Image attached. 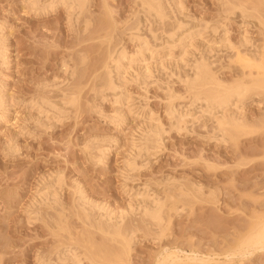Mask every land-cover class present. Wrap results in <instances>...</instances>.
Instances as JSON below:
<instances>
[{
    "label": "rangeland",
    "instance_id": "rangeland-1",
    "mask_svg": "<svg viewBox=\"0 0 264 264\" xmlns=\"http://www.w3.org/2000/svg\"><path fill=\"white\" fill-rule=\"evenodd\" d=\"M84 1L72 15L67 5L40 11L32 0H0L8 106L0 119V264H63L67 254L81 264H155L169 250L216 254V264H264V250L227 257L264 222V0H180L182 12L161 0L162 21L142 0ZM180 24L202 27L185 54L175 43L186 31ZM137 28L156 50L123 86L131 104L116 126L111 57L135 53ZM202 61L221 91L250 88L239 103L244 130L231 137H221L203 102L191 106L216 90L189 84ZM172 107L184 115L177 127ZM141 108L160 124V138L136 134L147 120L133 115ZM48 187L56 196L35 204ZM139 194L147 207L163 201L161 224L144 216ZM95 205L126 212L120 236Z\"/></svg>",
    "mask_w": 264,
    "mask_h": 264
},
{
    "label": "bare ground",
    "instance_id": "bare-ground-1",
    "mask_svg": "<svg viewBox=\"0 0 264 264\" xmlns=\"http://www.w3.org/2000/svg\"><path fill=\"white\" fill-rule=\"evenodd\" d=\"M171 1L170 2L173 3V5H171L172 8H173V6L176 7L178 10L176 8L175 9L178 12L183 10L180 6V4H181L180 0H171ZM39 3H40V0H32L31 4L36 9L39 10L41 8V7H39ZM142 4H143V7L145 6L146 10L151 15L153 13L161 21L165 19L166 14H164L161 0H142ZM58 5H67L68 9L71 11V14H72L77 10L78 11L82 10L83 7L85 6V1L84 0H50V2L47 3L46 5H44V8H42V9H43V11H46L48 9L52 10V9L57 8ZM42 9H40V11ZM175 9H174V11H175ZM36 12H38V11H36ZM154 15H153V17H154ZM137 27H138V25H137ZM138 28H137L136 35H134L133 39H132V41L134 40V42L136 43L135 53L133 52L134 54L130 55L127 53V51L125 49H122L119 52L117 51V53L111 57L112 68L109 70V73H108L109 74L108 90H109V92L111 91L113 93L114 105H115L116 109H115L114 117L112 119L111 118L110 119L112 120V123H114L116 126H122L124 124V122L126 121L124 110H123L124 106L129 107V105L131 104V100L128 98L126 93L123 91V86L130 81L131 75H133L135 72L138 71V75H140V72H142L144 70L143 69L142 71H140V68H139L145 62V61H143V59L145 57L153 58L152 52L154 51V49L156 50V48H154V47H153L154 49L152 48V46L150 45V43L148 41V38L140 35V32H142V31H140ZM201 28L202 27L199 25L196 27V30H193V29L188 30L187 29L188 32H186L187 31L186 27L182 24L179 25L178 29L180 31L186 30L181 34V36H179L180 38L178 37L179 40L177 42H175V43H178L179 47L182 49L181 52L183 51L184 54L186 52H188L185 50V48H187V47L189 48L190 46H192L195 38L198 35H200V33H201L200 29ZM176 33L177 32H175L173 34L169 33L170 34V35L168 34L169 38L174 40V37H176L175 36ZM153 38H154V41L158 40V39H156V37L154 35H153ZM175 39L177 40V38H175ZM5 40L6 39L4 38V36L0 33V59H2L3 62L7 58V51H6V47H5L6 41ZM174 41H173V43H174ZM244 41H243L244 45H247L246 38ZM134 42H132V43H134ZM195 42L197 44V40H195ZM176 45H175V47H176ZM162 47L163 46H161V48ZM165 47H166V44H165ZM164 50H166V49H164ZM240 53H242V52H240ZM240 53H238V55H239L238 57L240 59H242V61L247 66H251V62H253L252 59H250L246 56H242V55H240ZM165 55H167V54H165ZM168 55H169V51H168ZM149 60H151V59L149 58ZM152 61H153V59H152ZM202 62H204V61H202ZM150 63H151V61L149 62V64ZM145 65L147 66V64H145ZM141 69H142V67H141ZM148 69H146V70H148ZM145 71H144V73H146ZM113 74L116 76L115 78L117 79L118 83L115 82L116 80L115 81L113 80L114 79L112 76ZM134 75H133V77H134ZM138 75H137V77H138ZM213 75L214 74L211 73V70L209 68L208 63L207 64L205 62L204 63H198L195 66L193 78L190 80V83H189L190 86H197V85L200 86V85L212 84L216 87V90H215V93L213 92L211 94H207L204 96H199V95L196 96L195 97V104H193L194 103V101H193V103H192L193 105H191V106L197 105V102H199V104H200V102H203L206 105V107L208 108V110H207L208 114L205 115V117L211 121H214L215 122L214 124H217V128L220 132L219 134H221L222 135L221 137L224 139V137L230 136L233 132L239 133L240 131L244 130L243 121L240 120V116L242 115V110H241L239 103L241 102V99L249 92L250 88L246 87L245 85H240L238 87L231 88V89H225L224 88L221 91L220 89L223 88L222 83L220 81H218L215 78V76H213ZM186 82H187V80H186ZM262 88L264 89V87H262ZM42 103H44L45 106H47V105L49 106V104L46 102H42ZM49 108H52V107H49ZM133 111L134 110H132L131 112H133ZM170 111L171 112L169 113L168 117H171V119L176 120L175 126L177 127V126L181 125L183 123L182 122L183 121L182 116H184V115L178 116L176 114L177 112L173 109V107ZM219 111L221 112V114L220 113L218 114ZM7 112H8L7 101H6L5 96L2 94L1 89H0V119L4 118ZM204 114H206V113H204ZM133 115H137V117H141V118L145 117V119H147L145 121L143 120V122L141 121L142 124H139L140 127L138 126L139 129L136 132L137 135L143 134V135H145V138L147 136L149 137L151 134L153 136L159 137V138L162 136L163 131H162L161 127L159 126L160 124L157 123V124H159V125H157L155 121H154L155 122L154 123L152 120H149L150 117H152V116L147 109H145V108L138 109ZM137 128H136V130H137ZM141 137L144 138L143 136H141ZM147 141H149V140H147ZM147 141H145V142H147ZM136 143L137 142H133V144H132V147H131L132 152L137 147ZM145 147H146V145H145ZM99 152L102 154V157L104 158L105 154L107 153V150H105V149L100 150L99 149ZM129 167L131 168V166H129ZM130 168H129V170H130ZM125 169H126V167H125ZM132 169H133V167H132ZM125 171H127V170H125ZM127 172H126V174H127ZM51 179H53V178H51ZM51 179H50V181H51ZM43 190L44 191L42 194H39V195L37 194L34 197L35 199L33 202L35 204L40 203L42 201H45L46 199H48L49 196H52V197L56 196L55 192L50 193L51 192L50 187L43 189ZM137 197H138L137 201L139 202L138 205L140 204V206L142 207V209H143L142 211H143L144 216L148 217L149 219L156 222L157 224H161L163 222V216H162V212H163V208H164L163 201H157V202L150 201L149 202L150 206L147 207L146 203L148 201L147 200L148 198L143 196V195H140V194L137 195ZM80 198L83 201H87L86 197L83 194V191H81V190H80ZM98 206H96L95 208H97L99 211L104 212V215L102 214L103 218H105L108 222H110V221L112 222V220H115V222H116V224L114 223L116 225V228L114 227L115 233L118 236H120L121 233H120V230L118 229V225H120L121 223L119 222V220H121V222H122V220L124 219V217L126 215V212L124 213L121 211L120 212L109 211V209L100 208V206L99 207ZM127 211H130V212L133 211L132 207H129V210H127ZM177 211H178V209H177ZM263 250H264V222L262 224L256 226L255 228H253L252 231L250 232V234L245 239H243V241L240 243L239 247L237 249H235L234 251H232L227 257L228 258L229 257L235 258L238 256V258H240V257L246 258L247 255L248 256H249V254L252 255L253 252L263 251ZM169 251L165 252V255H163L160 260L157 259V262L155 264H216L217 263L216 261H218V260H215V258L219 257L216 254L214 256L213 255H204L203 256V255H200L197 253L186 254V253H182L181 251H176V250L173 252H169ZM241 258H240V260H242ZM67 260H70V262L72 264H81V262H82L80 260V257L76 254H74V255L67 254L64 259H61L63 264H64V262H67ZM226 260H229V259H226ZM223 261H225V260H223Z\"/></svg>",
    "mask_w": 264,
    "mask_h": 264
}]
</instances>
